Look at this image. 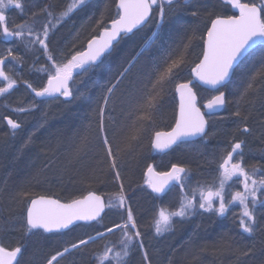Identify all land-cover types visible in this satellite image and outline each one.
I'll list each match as a JSON object with an SVG mask.
<instances>
[{
    "label": "snow or ice",
    "instance_id": "obj_1",
    "mask_svg": "<svg viewBox=\"0 0 264 264\" xmlns=\"http://www.w3.org/2000/svg\"><path fill=\"white\" fill-rule=\"evenodd\" d=\"M26 4L30 9H36L31 11L33 22L10 28L6 11L14 8L23 15L27 10ZM179 4L180 0H111V3L104 4V10L100 11L98 18L95 13L88 16V20H94L93 34L83 45L76 47L74 44L72 50L60 53L58 58L50 47L51 36L77 13H87L93 7L91 0H65L59 9L51 3L40 7L36 0H0L2 38L20 42L29 52H42L46 60L42 67L36 69L46 74V83L36 86L24 81L32 99L28 106L12 109L21 113L32 112L53 102L71 103L80 99L88 91L92 77L102 70L121 41L136 36L145 27L152 29V35L144 41L135 56L126 60L105 83L87 123L73 130L69 146L63 150L65 170L72 168L75 172L74 182L91 186L101 182L107 175L119 183V190L109 194L107 200L93 190L63 201L35 192L32 181L39 183L41 174L57 163V148L51 145L44 150L51 152L52 157L30 180L11 189L7 187L6 181L0 182V197L6 195L21 205L19 216L7 219L0 216V234L19 228L24 237L30 239L41 232L71 231L73 226H79L78 222L89 227L99 225L94 234L78 237L50 255L45 264H61L66 256L82 252L101 241L104 242L102 247L92 253L94 264H128L127 258L133 250L142 254V264H151L130 197L126 195L122 174L125 165L130 164L138 154L149 129L153 132L151 147L158 151L177 144L192 143L196 139L206 142L209 122L226 119L218 113L231 103L227 89L235 79L240 100L248 106L245 111L238 102L231 114L237 118L234 121L237 123L236 131L241 137L253 132L248 121L251 110L256 107L257 97H260V108L264 109V51L258 60H249L248 57L258 44L264 45V0L259 5L248 0H217L220 9H227L226 12L209 10L207 4L189 8L193 17H199V9L203 8L209 20L203 31L195 27L189 32L187 27L179 25L185 35L182 37V50L176 52L171 41L178 29L171 27L168 10ZM113 5L115 14L109 17L110 23H106L105 11ZM188 6L189 0H185L184 7ZM196 40L201 42L202 56L191 67L192 79L175 84V92L179 97L175 125L171 131L155 130V115L162 105L165 90L177 77L178 70L185 63V52ZM153 45H156V49L150 51ZM141 57H144L145 63L130 79ZM12 62L20 64L23 60L9 47L5 54L0 55V81L4 82L0 86V96L9 94L17 85V80L9 75L13 71ZM125 80H129V85L121 91ZM198 88L214 93L204 104L206 112H202L198 106L195 91ZM117 109L121 114L119 120L113 115ZM7 123L13 134L21 127L13 119H8ZM43 124V121L39 122L40 127ZM56 141L57 145L64 143L63 137L59 135ZM246 145V138L233 137L230 141L231 150L226 153L222 151L214 159L212 179L197 181L195 186L189 185V167L172 164L169 171L156 172L152 165H148L145 184L156 198H161L171 186H178L180 192L178 206L161 204L154 211V235L161 236L169 232L177 222L174 218L183 221L199 213L224 217L238 203L241 207L239 229L243 234L252 236L257 230V205L264 206V166L248 171L244 166ZM95 151L101 155L97 165L93 166L86 158ZM77 164L81 167L74 168ZM233 177L238 179L233 180ZM235 184H239L242 191L233 190ZM106 209H115L120 221L105 225ZM117 232L118 240H111L110 237ZM23 251L22 244L5 247L0 243V264H20L19 257ZM250 251H244L243 255L247 256Z\"/></svg>",
    "mask_w": 264,
    "mask_h": 264
},
{
    "label": "trees",
    "instance_id": "obj_2",
    "mask_svg": "<svg viewBox=\"0 0 264 264\" xmlns=\"http://www.w3.org/2000/svg\"><path fill=\"white\" fill-rule=\"evenodd\" d=\"M91 2L93 7L87 13H77L60 28L62 31L60 32L61 36L58 37V42L61 43V39L63 38L67 39L65 45H58V48L62 49L64 53L69 52L74 44L76 47H81L86 39L93 34L94 20H87L85 21L87 22L85 30H82L80 35L78 34V39L76 35L71 37L75 27L83 23L84 15L88 13L93 15L95 13L96 16L97 12L100 13L101 10H104V4L111 3V0H91ZM248 2L259 5L261 0H248ZM46 3H51L59 9L64 5L65 0H42V6ZM184 4L185 0H180L178 6L168 10L171 27L178 29L173 34L171 41L172 47L176 52L182 50V37L185 35L184 30L180 29L179 25L187 27L189 32L195 27L203 31L205 23L209 20L207 11L203 8L199 9V17L191 16L189 8L196 7L199 4H207L209 10L216 11L218 6L213 3V0H189L188 8H185ZM115 11L114 5L111 6L108 14L105 16L106 23L110 22L109 17ZM27 23H31V21H27ZM151 33L152 29L145 27L136 36H131L130 34L131 38L126 37L121 41L117 50L106 61L102 70L92 77L88 91L80 99L73 100L71 103L53 102L47 109L45 108L43 118L45 124L31 133V138L26 142V146H24L25 148L22 151H19L22 149L21 146L23 147L22 141L19 139L9 140L8 137L11 135L10 127L7 124L4 126L0 125V182L6 181L7 187L11 189L30 180L46 161L52 157L53 154L51 152H45L44 150L47 146L51 145L57 148V163L51 169L41 174L39 183L35 180L32 181L35 192L65 200L69 198L65 197L68 194H65L64 191L69 188L67 187L68 185H72L71 188H77V192L88 187L87 191L93 190L108 199V195L112 191L110 187H117L116 182L107 175L102 178L101 182L93 183L91 186L78 181L74 182L73 176L75 172L72 168L65 170L63 150L68 148L69 138L72 136L73 130L77 126L82 125V123H87L92 109L96 107L97 99L101 95L105 83L120 70L121 65L126 60L135 56ZM262 47L263 45H260L255 51L258 49L260 51ZM155 49L156 45H153L150 51H155ZM201 53L202 45L199 40L194 41L192 47L185 52V63L178 70L177 77L173 79V82L165 90L162 105L155 115L153 125L155 130H164L171 124L170 122L174 118L176 106L174 98L175 84L188 80L187 74V77L183 76L187 71H190V66H194V63L198 62ZM14 54L21 56L23 60L20 64L16 63V70L22 76L17 80L14 90L26 92V97L31 100L32 95L26 88L24 81H29L36 86H42L45 83L47 79L46 74L36 71L37 68L42 67L46 63L45 57L42 52H29L26 49L25 51L15 50ZM37 57H39L38 61ZM144 63V57L138 59L136 67L132 70L130 79L135 77L137 70ZM183 69H186L185 73ZM128 85L129 80H125L124 84L121 85V91L127 88ZM196 91L201 103L207 100V92L201 91L199 88ZM119 95L120 91L117 92V96ZM259 98L257 97L256 107L254 110H251V117L248 121L253 129L252 133L258 139L264 136V109H261L259 106ZM228 99L231 100V105L228 104V107H231L233 111L236 110L238 102L243 110H248L247 104L245 101L240 100L236 89L231 97L228 95ZM0 108H4V103L1 99ZM113 115L119 120L121 115L119 109ZM236 120L237 118L235 117L231 124L233 126L231 131H233L234 127L237 128V123L234 122ZM152 134V129H149L144 136L138 154L131 160L130 164H126L124 167L122 174L124 176L126 192L128 191L127 185L138 180L141 166L146 161L153 160V158H150L151 154L148 152V143ZM58 135L64 139L62 145H57L56 137ZM222 136L226 137L225 134ZM100 155L98 151L89 153L86 160L88 163L96 166ZM183 159L189 161L188 158ZM73 167L80 168L81 165L77 164ZM105 187H108V189ZM76 193L71 194V197L76 195ZM178 197L180 200V192L178 193ZM131 203L140 231L143 233L144 244L151 257V264H264V206L259 205L257 207V230L252 236L243 234L239 229L238 220L233 217L217 218L201 214L183 221L174 218L177 222L173 224L172 229L161 236H156L152 227V217L157 206L154 205L153 199L145 194H140L136 195L134 199L131 198ZM113 211L120 218L115 209H107V215ZM20 213V204L11 201L6 195L0 197V216L7 219L10 216H19ZM119 221L120 219H118ZM7 233L23 235L22 230L19 228L9 230ZM118 238V232L110 237L113 241L118 240ZM103 243L101 241L98 245H91L84 249L81 254L82 261L91 264L90 262L94 261L92 253L102 247ZM33 248L32 260L35 261L39 259L42 248L37 245ZM248 249H251L249 254L247 256L243 255V252ZM127 259L128 264H142V254L138 250H133Z\"/></svg>",
    "mask_w": 264,
    "mask_h": 264
},
{
    "label": "flooded vegetation",
    "instance_id": "obj_3",
    "mask_svg": "<svg viewBox=\"0 0 264 264\" xmlns=\"http://www.w3.org/2000/svg\"><path fill=\"white\" fill-rule=\"evenodd\" d=\"M189 79H191L190 78V71L188 74V80ZM195 91H196V89H195ZM205 92L208 93V98L206 100V101H208L212 98V95L214 93H212L210 91H205ZM197 97H198V95H197ZM200 103L201 102L198 98L199 107H200ZM229 108L230 107H228V105H226L225 108L218 115L222 116V117H227L228 112L230 111ZM176 111H177V104L175 106V115H176ZM231 111H233V109ZM175 115H174L173 120L170 122L171 124L166 129L160 130V131H168L173 127V125L175 123ZM214 120H216V119H213L209 122L208 129H207L209 132V135L206 138V142L204 140L197 139L192 143L174 145L171 148H169L167 151L162 153V152H155L154 150H152L151 143L149 141L148 152H149V154H151L150 158H153L154 161L150 160L151 162L148 163L147 165H145L139 173L138 180H140V183L142 184V186H140V189H139V195H140V193H142L141 191H144L143 192L144 194H146L151 199H153L154 205H156L157 208L161 204L166 205V206L172 205L173 207L178 206L179 205V197H178L179 187L178 186H171V188L166 192V194L162 195L161 198H156L155 194H153L151 192V190L147 187V185L145 184V171H146L148 165H152L156 172L169 171L171 169L172 164H178V165L186 166V167L190 168L191 163L189 161H178V160H176V157H178V153L184 152V153H188L187 156H194L195 149L197 146V147H199L198 151H202L204 155L205 154L209 155L208 152L212 151V154L219 157V155L221 154L222 151L226 153V151L231 150L230 141L233 140V137H235L237 139L246 138L247 145L245 148L244 166L248 169L249 172L253 171L254 168H261L262 166H264V158H262V150H264V136L258 139L257 137H255V135L253 133H251V134L247 135L246 137H241L240 134L236 131L237 128L234 127L233 131H231V129L233 127V126H231V124H232L231 123L228 125H224L223 127H220V128H227L231 131V132L223 131V132H225V135H226V137L224 138L222 136L221 131H220L219 136L217 135L218 132H214L216 134L213 133L212 124H213ZM211 131H212V135H210ZM152 138H153V134H152L151 139ZM202 152H199V153H202ZM214 159H215V157H210V160H214ZM191 170H192V167H191ZM190 172H192V171H190ZM236 179H238V178L233 177V180H236ZM229 183L231 184L232 182L230 181ZM189 184H193V182L190 179H189ZM136 195H138V194L133 193L130 196V203H131V198L136 197ZM131 207H132V203H131ZM113 222H116V221H112L111 223H108V224L104 223V224L105 225H111ZM78 225L79 226H73L72 230L74 228L85 229L86 230V231H84L85 235L94 234L95 228L99 227V225H95L94 227H89V226L84 225V224H78ZM72 230L71 231L67 230L65 232L49 233V234L41 232L40 235H38L37 242L34 245L29 246V245H25V244L21 243L22 245H24V251H23L22 256L19 257L20 264H45L46 258H48L50 255L54 254L57 250L62 249L64 246H66L67 244H69V243H71L77 239V238H75L77 236L73 235V236L68 237V240H70V241L65 240V236L66 235L68 236V234L71 233ZM2 236L3 235L0 234V243L2 242V240H1ZM35 245L40 246L42 248V253H41L39 259H36L35 261H33L32 260L33 253H34L33 247H35ZM5 247H9V246H5ZM11 247H13V246H11ZM14 247H15V245H14ZM81 254H82V252H74L72 255L66 256L61 261V264H89L88 262L82 261Z\"/></svg>",
    "mask_w": 264,
    "mask_h": 264
},
{
    "label": "rangeland",
    "instance_id": "obj_4",
    "mask_svg": "<svg viewBox=\"0 0 264 264\" xmlns=\"http://www.w3.org/2000/svg\"><path fill=\"white\" fill-rule=\"evenodd\" d=\"M36 3H38L40 7L42 6V0H36ZM213 3L218 5L217 4V0H213ZM25 7H26L27 10L25 11V13L23 15H21L19 13V10H16L14 8H10V9H8L6 11V16L8 18L7 19V23H8L10 28H15L16 25L24 24L27 21L28 22L31 21V23L33 22V18L31 17V11L32 10H36V9H30L27 4L25 5ZM216 11H228V10L227 9L222 10V9H220L219 6H217ZM99 14H100L99 12L96 13V17L97 18L99 17ZM107 14H108V11H105V16ZM114 14L115 13H112V15H114ZM90 15H91V13H88L87 15H84L83 23H81V25H78V26L75 27L74 33L71 34V37L73 35L74 36L77 35V33L80 35L82 33V30H85V25L87 24V22H85V21L88 20V16H90ZM31 23H29V24H31ZM60 28H59L58 31L55 32V34H53L51 36V40H50V47L53 50V52L57 53V57L58 58H60V53L63 52L62 49L58 48V45L60 44V45L63 46V45H65L67 43V39H65V38L61 39V43L58 42L59 41L58 37L61 36L60 32L62 31V30H60ZM9 47H12L13 51H15V50H17V51L18 50H24L25 51V47L20 42H18L16 40H9V42L7 43L2 38V35H0V55L5 54ZM257 51H259V49ZM257 51L253 52L251 54V56L248 57V59L249 60L258 59L260 54H261V52L264 51V45H263V47L261 48V50L259 52H257ZM9 61H11V58H9ZM12 67H13V71L10 72L9 75H11L13 77V79L18 80L19 78H21L22 75L18 72V70H16V63L15 62H12ZM191 67L192 66H190V69H191ZM6 70H7V65H6ZM183 71L185 73L186 69H183ZM186 74L188 76L189 71H187V73H185L183 77H185ZM235 84H236V80L234 79L233 80V84H230L228 89H227V93H228V95L230 97L232 96V93L235 91ZM0 86H3V82H1V81H0ZM0 99L4 103V108L7 111H12V113H10L8 115L14 121L18 122L21 125V127L15 131V134H13V131L11 130V128H9V129H10V133L12 135L11 136L12 138L19 139V140L22 141L23 147L21 146L22 149L19 150V151H22L23 148H25L24 146H26V142H28L30 140L31 135H32L31 133L34 132L36 129L41 128L39 126V122L43 121V118H44V115H45L44 114L45 108L47 109V107H49L50 104L42 105L38 109L34 110L35 113L39 112L41 114L40 120L36 121V120H34L35 117H36L34 111L28 112V113H21V112H16V111L12 110V109H14L16 107H19L21 105L28 106V102L30 100L26 97V92L15 91L13 89V90H10L9 94H6L5 96H0ZM229 105H231V103H229ZM229 109L232 110L231 107ZM219 121H220L219 119L214 120V122L212 124L213 133L221 131L222 135H224L225 132H223V131H230V130L227 129V128H220V126H219L220 129H219L218 126H217ZM214 134H216V133H214ZM210 135H212V131H211ZM198 149H199V147L196 146V149H195V155L196 156H197L198 152H202V151H198ZM202 154H203V152H202ZM208 154H209L208 157L205 158V162L206 163H204V160L196 158L195 156H187L188 153H184V152L178 153V157H176V160L185 161L183 158H188L189 157L188 158L189 162L191 163L192 166H194V168H196V171L195 170L193 171V170L190 169V171H192V172H190V174H189V179L193 182V184H189L190 186H195L197 184V181L203 182V181H206V180L210 181L212 179V172L215 169V163L213 162L214 160H210V157L217 158L218 156L212 154V151H209ZM28 155H29V153H28ZM196 162H198V163L196 164ZM208 164L212 165L211 169L206 171V172L204 170L205 173L202 174V171H201L202 169L200 170L201 166L204 169L206 167V165H208ZM67 187H69V188L66 189V191H64V193L68 194V195H65V197L70 198L71 194L76 193L78 189L77 188H71L72 185H68ZM87 188H84V189H82V191L77 192L76 195H74V196H78L80 194H85L87 192ZM105 188L108 189V187H105ZM233 190H241L242 191V187L239 184H235ZM258 206L259 205H257V207ZM240 212H241V207L237 203V204H234L232 206L231 210L224 217H233L236 220H238V222H239ZM199 214L207 215V216H214V217H217V218H222V217H218V216H216L214 214H211V213H199ZM199 214H197V215H199ZM117 217L118 216H116L115 211H113L112 214L108 213V215L104 219L103 223H107L108 224V223H111L112 220H115L117 222L118 219H120V218H117ZM192 217H194V216H192ZM84 231H86V230L85 229H80V228H74L72 230V232L68 234V236L67 235L65 236V240L70 241V240H68V237L73 236V235L77 236L75 238L84 236L85 235Z\"/></svg>",
    "mask_w": 264,
    "mask_h": 264
},
{
    "label": "bare ground",
    "instance_id": "obj_5",
    "mask_svg": "<svg viewBox=\"0 0 264 264\" xmlns=\"http://www.w3.org/2000/svg\"><path fill=\"white\" fill-rule=\"evenodd\" d=\"M151 35H152V33H151ZM150 35V36H151ZM174 98L176 99V97H175V94H174ZM29 99V98H28ZM205 102H207V101H204L203 103H205ZM203 103H200V108H202V105H203ZM235 106V105H234ZM232 112H234V111H231V109H230V111L228 112V116L226 117V119H223V120H221V119H219L220 121H219V123H218V128H219V126L220 127H223L224 125H228V124H231L232 122H233V120L235 119V117H233L231 114H232ZM10 113H12V111H7L5 108H0V125H2V126H4L5 124H8L7 123V121H8V119H12L8 114H10ZM35 113V112H34ZM35 119L34 120H36V121H38V120H40V118H41V114L39 113V112H36L35 113ZM254 134V133H253ZM217 135L219 136L220 135V131L217 133ZM12 135H9V137H8V139L9 140H14L15 138H12L11 137ZM151 137H152V135H151ZM150 137V138H151ZM152 148V147H151ZM153 150V149H152ZM194 156L196 157V158H199V159H202V160H204V163H206L205 162V158H207L208 157V155H204V154H202V153H197V156L194 154ZM150 160V159H149ZM152 161H154V160H152ZM151 161H146L142 166H141V169H143V167L145 166V165H147L148 163H150ZM198 162H196V164H197ZM211 166L212 165H206V167L203 169V167L201 166V168H200V170L202 171V174H204L206 171H208V170H210L211 169ZM191 167H192V170L194 171H196V168H194V166H192L191 164H190V169H191ZM141 169H140V171H141ZM147 170V169H146ZM204 170H205V172H204ZM155 171V170H154ZM146 172V171H145ZM116 186L117 187H114V186H112V187H110V188H112V191H111V193H113V192H116V191H118L119 190V183L118 182H116ZM140 186H142V184L140 183V180H135L134 182H131L130 184H128L127 185V188H128V191L126 192V195L128 196V197H130L133 193H136V194H138L139 195V189H140ZM115 188H116V190H115ZM125 189H126V187H125ZM142 193H140V194H144L143 192L144 191H141ZM81 195V194H80ZM98 195H100V194H98ZM146 195V194H145ZM79 196V195H78ZM52 197V196H51ZM52 198H58V197H52ZM133 198V197H132ZM135 198V197H134ZM133 198V199H134ZM105 200H107L106 198H104ZM62 200V199H61ZM65 200H67V199H65ZM63 201V200H62ZM106 211H107V209H106ZM112 214V213H111ZM118 218V217H117ZM112 221H115V220H112ZM111 221V222H112ZM2 235V234H1ZM37 237L38 236H33V237H31L30 239L29 238H27V237H24V235H22V236H20V235H16V234H8V233H3V236H2V238H1V240H2V244L3 245H5V246H9V247H11V246H13L14 247V245L15 246H17V244H25V245H29V246H32V245H34L36 242H37ZM91 264H94V261H91L90 262Z\"/></svg>",
    "mask_w": 264,
    "mask_h": 264
},
{
    "label": "water",
    "instance_id": "obj_6",
    "mask_svg": "<svg viewBox=\"0 0 264 264\" xmlns=\"http://www.w3.org/2000/svg\"><path fill=\"white\" fill-rule=\"evenodd\" d=\"M258 46H259V44L256 46V48H257ZM256 48H255V49H256ZM255 49L251 50L250 53H252ZM201 56H202V54H201ZM190 78L192 79L191 70H190ZM45 83H46V82H45ZM196 83H198V82H196ZM201 87H203V86H201ZM210 92H211V91H210ZM174 94H175V97H176V104H177V111H178L179 97H178V95H177L176 92H175V87H174ZM197 102H198V97H197ZM207 102H208V101H207ZM207 102H205V103H207ZM205 103H203L202 108H200L202 112H206V111H207V110L204 108V104H205ZM198 106H199V105H198ZM222 110H223V109H222ZM222 110H221V111H222ZM177 111H176V113H177ZM221 111H220V112H221ZM220 112H219V113H220ZM219 113H218V114H219ZM174 125H175V123H174ZM174 125H173V126H174ZM171 129H172V128H171ZM171 129L168 130V131H171ZM196 140H197V139H196ZM173 146H174V145H173ZM170 148H171V147H170ZM152 149H153V148H152ZM168 149H169V148L164 149L163 151H158V150H154V149H153V150H154L155 152H162V153H163V152L167 151ZM146 171H147V170H146ZM145 173H146V172H145ZM170 188H171V187H170ZM163 195H164V194H163ZM78 224H83V222H78ZM65 231H67V230H65ZM65 231H63V232H65ZM53 233H57V232H53ZM46 234H49V233H46Z\"/></svg>",
    "mask_w": 264,
    "mask_h": 264
}]
</instances>
